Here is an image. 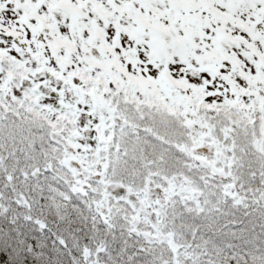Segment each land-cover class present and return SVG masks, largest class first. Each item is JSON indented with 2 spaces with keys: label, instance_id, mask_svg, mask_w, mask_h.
<instances>
[{
  "label": "snow or ice",
  "instance_id": "snow-or-ice-1",
  "mask_svg": "<svg viewBox=\"0 0 264 264\" xmlns=\"http://www.w3.org/2000/svg\"><path fill=\"white\" fill-rule=\"evenodd\" d=\"M0 264H264V0H0Z\"/></svg>",
  "mask_w": 264,
  "mask_h": 264
}]
</instances>
